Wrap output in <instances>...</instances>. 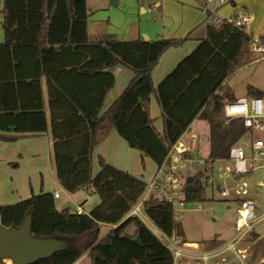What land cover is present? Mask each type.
I'll return each mask as SVG.
<instances>
[{"label":"trees","instance_id":"trees-1","mask_svg":"<svg viewBox=\"0 0 264 264\" xmlns=\"http://www.w3.org/2000/svg\"><path fill=\"white\" fill-rule=\"evenodd\" d=\"M2 11L5 41L0 43V139L9 142L51 128L60 185L71 192L93 187L100 201L90 213L79 214L69 207L59 210L53 192L33 194L26 200L0 205V223L21 226L31 213L41 236L70 240L65 250L30 264H76L85 253L91 264H174L172 250L144 220L137 215L125 218L143 197L145 181L106 162L101 155L100 169L93 174L94 149L114 129L130 148L144 152L160 165L170 147L200 118L210 125L209 158H227L231 146L239 143L248 129L240 118H225L222 109L226 98H237L224 84L237 69L254 61V37L229 21L208 27L199 45L156 88L154 67L167 49L182 45L187 37L120 40L112 34L92 38L88 0H4ZM260 40L264 41V36ZM115 64L133 70L134 76L101 114L116 83L109 71ZM247 92L253 97L264 96L263 90L252 85ZM154 93L164 132L158 131L150 113ZM205 173L187 176V201L209 199ZM143 209L165 235L187 242L171 203L149 199ZM120 222L100 238L103 224ZM130 226L135 228L133 234L127 232ZM203 243L211 249L220 241L214 238ZM254 252L264 255L263 239H258Z\"/></svg>","mask_w":264,"mask_h":264},{"label":"rangeland","instance_id":"rangeland-1","mask_svg":"<svg viewBox=\"0 0 264 264\" xmlns=\"http://www.w3.org/2000/svg\"><path fill=\"white\" fill-rule=\"evenodd\" d=\"M156 0H119L118 4H114L112 0H88L89 9L95 11L93 17L89 20V27L90 33L94 38L95 34L105 36L109 34H116L117 38L120 40H130L136 38H145V36H149V34L156 38V29L160 26V18L159 14L156 13L153 8L155 4L153 2ZM261 1L262 0H258ZM4 0H0V8L3 6ZM206 3H202L204 6V10L206 11ZM157 7V6H156ZM159 7V6H158ZM148 9L147 12H144L142 9ZM227 7H221L219 11H226ZM154 10V11H153ZM207 12V11H206ZM0 18H3V15L0 11ZM1 30V29H0ZM94 35V36H93ZM158 39V37L156 38ZM254 61L250 62L249 64L245 65V67H241L237 69L236 73L234 74V78L230 80V84L234 82L235 87L237 88H247L248 85L253 84L254 87L258 85L262 86L264 89V58L258 59V54L255 53ZM171 66L172 63L166 56V58L161 61L160 65L157 67L154 78H155V86L158 85L165 79L167 75L163 77L162 80L159 78V73L164 68ZM174 66V65H172ZM173 69V67H171ZM129 68L124 65H115L113 68L110 69L112 73L116 75V86L114 92L111 94V97L114 98V95H120V93L125 89L122 88L124 78L127 76V72H129ZM172 71V70H171ZM169 71V72H171ZM252 85V86H253ZM46 87V86H45ZM44 87V96L46 98V88ZM246 95L242 96H249L248 92L246 91ZM118 98V96H116ZM241 97V96H239ZM116 99V98H115ZM238 99V98H237ZM112 104V103H111ZM110 104V105H111ZM109 105V106H110ZM46 110L49 115V108H48V98H46ZM151 113L155 120L156 128L163 132V122L160 118V109L157 102V96L152 94V106H151ZM192 133H196L200 136L201 142L203 141V151L200 152H193V157L195 159L204 160L209 155L210 147H209V140H210V126L208 121L206 120H196L194 124L191 126ZM264 137L263 131H257L252 134L247 132L239 141L240 144L244 145L248 141L253 138ZM45 139V138H44ZM200 143V142H199ZM101 151H103L108 158L111 160V164L118 165L117 167L120 168H127L129 171L138 175L140 178L147 179L151 175L152 163L149 159L145 160V165L147 169L145 170L143 166V159L139 155V151L136 149H131L126 140L117 132L116 130L113 131L110 140L108 143L99 146ZM96 151L94 155V162H93V174L98 172L99 168V156L98 152ZM199 161V160H197ZM230 161L222 160V161H215V175L216 181L222 184V180L220 179V168L222 166H229ZM184 166V165H183ZM187 169V167H184ZM205 172V168H200L197 166L196 171L191 173L193 175L197 173L199 170ZM56 174V173H55ZM57 176H54V180H56ZM264 178V169L258 168V170L254 171V173L244 174L239 180H236V184H241L242 187H245L248 190V194H238L235 189L231 190V195L228 197H222L220 193L215 188L208 187L207 194L209 199L205 202H197V203H188L186 208H184L180 214L176 217L177 219L182 222L184 228L185 239L187 242L196 241L198 243L205 242L206 240H210L213 238H218L219 240L223 239L228 241L231 239L235 232V220H236V212L238 208V198L241 197H250L253 196L258 202L260 201V187L259 182L261 179ZM36 183V178L33 179ZM21 179H17L13 185L20 184ZM55 185V184H54ZM54 187V186H53ZM61 193L64 195L62 199L56 201V205L58 209L60 207H66L65 205H69L72 212H76L79 208H83L85 213H90V211L94 208L93 201L96 197V193L93 187H89L86 189H81V191L75 193H70L69 195L66 194L65 190L62 189ZM29 195L28 197H31ZM28 197H23L22 200L28 199ZM69 197V198H68ZM12 203H17L12 202ZM2 205V204H0ZM200 206V207H199ZM96 207V206H95ZM62 208V209H64ZM91 209V210H90ZM148 226L153 230L158 227L152 220H150L146 215L141 217ZM260 229H264V221L259 224ZM109 226L108 224H104L101 235H104L108 232ZM160 232H162L159 229ZM32 232L36 236H40L41 229L38 225L34 224ZM163 233V232H162ZM158 235V234H157ZM164 242L167 240H171L168 236H161ZM221 242V241H220ZM167 243V242H166ZM243 245L248 247L249 260H247L248 264H264L262 260H264V256H261L262 253L259 255H255L253 252L255 250V243H252L250 236L248 235ZM188 247V246H186ZM200 248V245H199ZM188 254L192 253L195 250V247H190L189 250H185ZM254 253V254H253ZM228 254L224 255V257L216 258L213 260L212 264H225L228 259ZM262 257V258H261ZM261 258V259H260ZM192 259V255L183 259V263L180 264H201L200 262H194ZM0 264H14L11 259L9 261L1 262ZM84 264H91V257H87L84 260ZM211 264V263H209ZM231 264V263H230Z\"/></svg>","mask_w":264,"mask_h":264},{"label":"crops","instance_id":"crops-1","mask_svg":"<svg viewBox=\"0 0 264 264\" xmlns=\"http://www.w3.org/2000/svg\"><path fill=\"white\" fill-rule=\"evenodd\" d=\"M118 2H119V0H118ZM153 4H155V6H157V9H154V8L153 9L155 11H157L156 13L159 14V18H160V26L155 31L156 32V38L158 37V38L164 39V38H168V37H170V38L187 37V39L184 41V43L182 45H180L178 47H171V48L167 49L166 52L160 58L159 63L154 67L153 73H152V78H154L157 67L160 65L161 61H163V59L166 58V56L171 61L172 65H174V66H172V65L168 66L167 65V67L164 68V70L157 72V73H159L160 80H162L163 77L165 75H167L169 73V71L172 70L171 67L174 68L180 61L183 60V58L186 55L191 53V51H193L199 45L201 38L206 36L207 31H208V27H210L212 25L210 23H208L207 12L204 10L202 3L199 2V0H156L153 2ZM3 6H4V2H3ZM3 6H2V8H0L2 15H3V11H2ZM221 7H227L225 12H223L221 10L219 11V13L221 15H223L225 18H230L233 15H235V13L240 8H242V7L245 8L248 11V14L250 17V21L246 26V31L249 34H251L254 37V39H257V40H260V37L264 36V0H262V2L258 1V0H234L232 4H224ZM142 10L144 12L148 11V9H146V8H143ZM90 11L92 12V15L90 16V18H91V17H93L95 11H93L91 9H90ZM90 18H89V20H90ZM89 20H88V27H89V23H90ZM3 22H4V15H3V18H0V29H1L0 30V43L5 41V30L3 29ZM89 33H90V27H89ZM112 34H114V33H112ZM112 34H109V35H112ZM90 35L92 37L91 33H90ZM114 35L117 36L116 34H114ZM100 36L101 35L95 34L94 38L100 37ZM156 38L151 36L150 34L148 36V39H156ZM136 39H141V38L139 37ZM142 39H144V38H142ZM115 65H122V64H115ZM115 65H113V66H115ZM243 67H245V66H243ZM111 68H113V67H111ZM111 68H109V71ZM128 71L129 72H127V76L124 78L125 80H124L123 86H122L123 89L128 86V84L131 82V78L134 76L133 70H128ZM235 73L236 72L231 74L230 77L226 80L224 87H227L229 89V92L234 93L236 98H238L239 96L247 94L246 93L247 88H245V87L244 88H242V87L237 88V87H235L234 82L230 84V80L234 78ZM115 79H116V75H115ZM154 85H155V78H154ZM251 85H253V84H251ZM44 87L46 88V98H47V81L45 80V77L43 78V88ZM115 87L116 86H114L108 92V94L106 96L107 98L105 100V104L101 110V114H103L108 108H110L114 104V102L119 98V96L122 94V92L125 90L124 89L120 93V95H117V94L114 95V98H113V97H111V94L116 89ZM257 87L259 89L263 90V93H264V89L262 86L258 85ZM116 96H118V98ZM157 102H158V98H157ZM158 105H159V103H158ZM151 106H152V98H151V103H150V113H151ZM48 108H49V104H48ZM159 109H160V106H159ZM49 113H50V111H49ZM47 114H48V112H47ZM160 118L162 119L161 109H160ZM199 119L200 118H196L191 123V125L186 129V132H184L183 135L180 137L183 141H185L187 143H190L191 139L194 136L197 138V141L192 144V146H191L192 149L188 153L191 156H193V152H200L201 153L204 149L203 144H202L203 141L201 142L200 136L194 132L192 133V130H191V126L194 124V122L196 120H199ZM154 120H156V118H154ZM200 120H202V119H200ZM162 122H163V119H162ZM154 125H155V122H154ZM163 129H164V122H163ZM113 131H114V129L111 131L110 135L107 138H105L103 141H101L96 146V148L94 149L95 153L97 150L100 149L99 146L104 145L105 143L109 142ZM53 141H54V139H53V134H51V128H49L47 131H44L43 133H40V134L26 133V134H23L21 138H19L17 140L9 141V142L0 139V204L10 205L12 202L23 201L22 200L23 197L27 198L29 195L43 194L46 192H53L54 195L56 192H58L60 195L58 197L55 196L56 201H58L59 199H62L64 196L61 193L62 189L65 190L67 195H69L70 193H75V194L77 193V192H71V191L67 190L65 187H62L60 185V182H59L58 176H57V169H55V165H54V161H53V151H52ZM136 150H138V149H136ZM138 151H139V155L143 159V166H144L145 170L147 169V167L145 165L144 159H149L152 163L153 168L150 171L151 175L147 179L141 178L147 184L152 179V176L155 173L158 166L153 162L152 159L148 158L144 152H142L140 150H138ZM95 153H94V155H95ZM100 155L105 158L106 162H108L110 164L112 163L111 160L108 158V156L101 150H99V152H98V156H100ZM207 157H209V155ZM93 162H94V158H93ZM114 166L116 167L118 165L114 164ZM123 169L129 171V169H127V168H123ZM129 172H131L133 175L135 174L132 171H129ZM252 173H254V172H252ZM54 176L55 177L57 176V178H56V180L52 181L54 179ZM34 178H36V180H37L36 183L33 180ZM17 179H21L20 184L13 185V183H15ZM84 189H86V188H84ZM207 189H208V187H207ZM214 190H216V189H214ZM95 195H96V197L94 198V201H93V204H94L93 207L97 206L99 204V201H100V197L97 194H95ZM250 197H253V196H250ZM238 202H239V200H238ZM65 206L70 208L69 205H65ZM263 207H264V204H261V206L259 207V210H258V215L261 214ZM57 208H58V206H57ZM62 208H64V207H60L59 210H63ZM84 212H85V210H84ZM130 215L131 214L129 213L125 218H127ZM263 221L264 220H259V222L256 224V226L252 230H250L247 235H245V237L242 239V241L239 244V246L241 248H245L247 250L246 260H249V254L250 253H248V247L243 245V242L248 235L250 236L252 243H255V244L257 243L258 239L264 240V234H263L264 229L262 230L259 228V224L262 223ZM121 223L122 222L117 223L116 225L108 224V226H109L108 232H106L104 235H101V233H100V238L101 239L104 238L109 232H111L113 229H116L117 226H119ZM103 225H102V228H103ZM159 229H160L159 227H156L152 231H154L158 235H160V233H161L162 234L161 236H167L164 233H162L163 231L161 229L160 230L162 232L159 233ZM101 231H102V229H101ZM127 232L129 234H133L135 232V228H133V226H130L127 229ZM235 234H236V229H235V232H234L233 236L231 237V239L235 237ZM253 234L259 235V238L256 239ZM231 239H229V240H231ZM219 241H221L220 244L217 245L216 247L211 248V249L219 248L220 246H222L224 244V242H226V240H223V239H221ZM192 242H196V241H192ZM196 243H198V242H196ZM198 244H200L201 250H206V251L210 250V249H206L203 242L198 243ZM234 256L235 255L233 254L229 257L228 264H230V263L231 264H240V262L238 260L233 261ZM261 256H264V255H261ZM87 257H88L87 253H85L83 255V258L80 259L76 264H84V260L87 259ZM262 262H264V260H262Z\"/></svg>","mask_w":264,"mask_h":264},{"label":"built area","instance_id":"built-area-1","mask_svg":"<svg viewBox=\"0 0 264 264\" xmlns=\"http://www.w3.org/2000/svg\"><path fill=\"white\" fill-rule=\"evenodd\" d=\"M234 0H206V11L208 16V23L212 26H218L226 21L232 22L240 28L246 29L250 21L248 11L245 8H240L235 15L230 18H225L219 13V9L224 4H232ZM204 8V6H203ZM154 9H157L154 6ZM251 50L258 54V59L264 58V41L253 39ZM223 114L227 120L242 119L243 124L248 129L250 134L263 131L264 132V96H241L236 100L226 99L223 106ZM197 141L194 136L190 143L183 141L181 138L176 141L164 159V161L157 165V169L152 176L150 182L147 183L146 191L139 203L131 211V215L142 217L145 215L143 205L146 200L155 199L160 202L171 203L176 215L186 208L190 201L186 200V179L191 173L196 171L197 166L205 168V179L207 187L215 188L220 195L228 197L231 195V190L234 188L238 194L246 195L248 190L240 184H236L237 176L240 178L244 174H248L258 170L264 169V137H256L242 145L237 143L231 146L229 156L220 160H212L209 157L204 160L195 159L189 155L191 146ZM199 160V161H197ZM227 160L230 161L229 166H222L220 168V179L222 184L216 181L215 175V161ZM184 165V166H183ZM184 167H187L184 168ZM199 171H202L201 169ZM198 171V172H199ZM230 180H233L232 184ZM260 187V201L258 202L253 197L238 198V208L235 220V237L224 242L222 246L216 249L201 250L196 242H185L182 238L172 235L171 240L166 239V244L172 250L174 255V264L183 263V259L192 255L194 262L201 264L213 263L216 258L224 257L228 254L226 259L231 255H235L234 260H238L240 264H247L245 248L239 246L245 235L252 230L259 220H264V207L260 215L258 210L261 204H264V178L259 182ZM60 194L55 193L58 197ZM194 203V202H192ZM200 207V206H199ZM79 214L84 212L81 207L77 210ZM160 233V231H159ZM264 234V233H263ZM160 235H162L160 233ZM188 246V247H186ZM195 247L194 252L187 253L185 250ZM225 264H228V260Z\"/></svg>","mask_w":264,"mask_h":264},{"label":"water","instance_id":"water-1","mask_svg":"<svg viewBox=\"0 0 264 264\" xmlns=\"http://www.w3.org/2000/svg\"><path fill=\"white\" fill-rule=\"evenodd\" d=\"M114 4L118 0H112ZM144 40H148L145 36ZM236 179H240L237 176ZM233 180H230L232 184ZM21 226L6 227L0 223V259H11L14 264H30L47 258L56 251L65 250L70 245L66 236H36L33 234L31 213Z\"/></svg>","mask_w":264,"mask_h":264},{"label":"bare ground","instance_id":"bare-ground-1","mask_svg":"<svg viewBox=\"0 0 264 264\" xmlns=\"http://www.w3.org/2000/svg\"><path fill=\"white\" fill-rule=\"evenodd\" d=\"M1 262L9 261V259H0Z\"/></svg>","mask_w":264,"mask_h":264}]
</instances>
